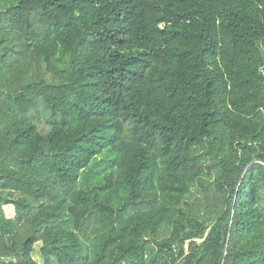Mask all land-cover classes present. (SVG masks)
I'll return each mask as SVG.
<instances>
[{
  "label": "trees",
  "instance_id": "1",
  "mask_svg": "<svg viewBox=\"0 0 264 264\" xmlns=\"http://www.w3.org/2000/svg\"><path fill=\"white\" fill-rule=\"evenodd\" d=\"M264 264V0H0V264Z\"/></svg>",
  "mask_w": 264,
  "mask_h": 264
},
{
  "label": "rangeland",
  "instance_id": "2",
  "mask_svg": "<svg viewBox=\"0 0 264 264\" xmlns=\"http://www.w3.org/2000/svg\"><path fill=\"white\" fill-rule=\"evenodd\" d=\"M39 253H40V245H37V246H36V251L32 253V258H33L38 264H45L44 259H43V261H42V260L39 259V257H37V255H39Z\"/></svg>",
  "mask_w": 264,
  "mask_h": 264
}]
</instances>
